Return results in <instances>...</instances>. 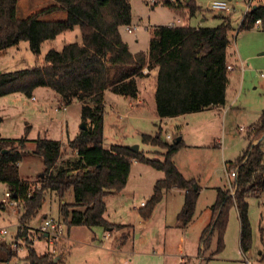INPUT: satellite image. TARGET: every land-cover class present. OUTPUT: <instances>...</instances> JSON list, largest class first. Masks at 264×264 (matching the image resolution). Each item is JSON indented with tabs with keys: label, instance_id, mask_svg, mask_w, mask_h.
<instances>
[{
	"label": "trees",
	"instance_id": "trees-1",
	"mask_svg": "<svg viewBox=\"0 0 264 264\" xmlns=\"http://www.w3.org/2000/svg\"><path fill=\"white\" fill-rule=\"evenodd\" d=\"M130 1L55 0V5L26 19H18V0H0V52L20 41L35 48L75 27L79 28L81 37L80 43L66 44L60 51L48 50L41 64L0 73V97L21 93L33 98L37 88H49L59 96L62 107L74 102L80 104L81 120L86 126L66 145L45 138L32 141V153L43 163L38 188L19 177L18 164L30 140L0 136V183L7 186L11 198L20 202L22 210L13 240H0V263L16 258L18 250L25 248L26 264H58L51 253L37 254L33 247L37 230L30 228L49 192L55 193L60 202L72 192L73 202L60 203L59 207L62 222L68 228L103 227L107 231H120V244L124 245L132 227L106 221L104 200L123 191L133 162L146 164L164 174L155 182L150 199L143 206L144 219L173 188L184 191L179 226L185 228L192 219L199 188L194 180L183 177L173 161L183 145L182 139L176 144V139L167 144L159 135L143 136V143L165 151L162 161L149 159L123 146L104 148L105 92L134 98L136 80L143 77L144 68L153 67L157 68L154 99L159 119L223 107L229 83L227 66L232 58L229 48L233 28L228 17H222L221 24L214 28L188 24L155 26L150 30L148 51L131 53L120 32L132 21ZM186 8L190 16L198 10L193 0L186 3ZM59 11L67 13L65 20H41L44 15ZM253 27L264 32V5H253L242 17L239 30ZM247 138L250 144L243 157L226 168L227 173L236 170L233 193L229 189H217L216 200L210 207V224L201 233L199 261L204 259L214 234L217 237L215 254L223 250L228 212L232 207L236 208L240 222V249L245 253L250 248L246 198L259 196L264 191V112ZM63 146L74 157L59 162ZM17 239L24 240L23 245L17 244ZM260 259L264 261V251Z\"/></svg>",
	"mask_w": 264,
	"mask_h": 264
},
{
	"label": "rangeland",
	"instance_id": "rangeland-1",
	"mask_svg": "<svg viewBox=\"0 0 264 264\" xmlns=\"http://www.w3.org/2000/svg\"><path fill=\"white\" fill-rule=\"evenodd\" d=\"M214 1L226 2L229 12L211 10L210 3ZM187 2L156 0V4L151 6L147 0H131L132 21L129 27L120 29L121 37L129 44L130 51L144 52L152 27L168 26L179 21L192 27L214 28L221 24L222 17H228L233 28L229 51L235 57L230 58V65L236 64V69L229 75L226 113L203 111L159 121L152 99H148L142 109L132 110L126 103L115 104L112 101L115 96L108 92L104 97L109 106L104 115L103 144L138 146V151L147 158L162 161L165 151L159 146L143 143V136L153 138L159 135L161 141L167 144L180 137L183 145L173 157L175 166L202 188L192 222L187 228L179 226L178 217L184 203L182 191L167 192L148 218L141 216L155 182L164 174L146 164L133 162L123 191L104 200L106 221L132 227L124 245L120 244V231H107L103 227L68 228L62 222L59 207L60 203L73 202L72 192H68L62 202L55 193L49 192L30 228L38 230L44 221L50 220L61 227L62 234L34 240L37 254L51 253L58 258V264H180L184 255L198 257L196 253H199L201 244L206 207L213 203L215 197L214 190L210 188L227 186L233 193V179L227 178L224 164L229 168L243 157L250 144L247 135L264 112V78L260 77L261 73L264 74V32L258 27L239 30L245 0H193L198 7L193 16L186 8ZM53 5L55 0H18L16 15L18 19H26ZM253 5H264V0H254ZM66 17L65 11H59L44 15L41 20L63 21ZM127 28L131 29L130 33ZM80 42L78 27L35 48L26 41H20L0 54V73L31 68L42 63L48 50L60 51L66 44ZM32 97L21 93L0 97V136L30 140L18 164L19 177L38 188L43 163L33 155L32 141L45 138L66 145L79 133L83 122L80 105L74 102L62 107L59 96L49 88H37ZM115 105L117 108H110ZM71 157H74L73 154L63 146L59 162ZM6 192L7 186L0 183V232H7L4 236L0 233V240L11 242L16 235L22 210L20 204L10 209L2 202ZM246 202L251 229L249 250L243 253L240 249V222L236 208L232 207L228 212L223 250L215 254L217 237L214 234L204 259H192V264H264L259 255L264 251V191L259 196H248ZM23 241L16 240L22 245ZM25 256L26 249L22 248L16 258L0 264H26Z\"/></svg>",
	"mask_w": 264,
	"mask_h": 264
},
{
	"label": "crops",
	"instance_id": "crops-1",
	"mask_svg": "<svg viewBox=\"0 0 264 264\" xmlns=\"http://www.w3.org/2000/svg\"><path fill=\"white\" fill-rule=\"evenodd\" d=\"M199 26H196V28H198ZM150 35V33H149ZM150 39V38H149ZM125 42V41H124ZM130 50V47H129V44L127 42H125ZM135 43H138V41H136ZM148 47H149V43H148ZM148 47H147V50H145L144 52H147L148 51ZM131 53H137V52H140V51H130ZM3 53V52H0V54ZM261 55H263V53H261ZM232 58L235 59L234 57V54L232 55ZM231 62V61H230ZM230 62L228 65H230ZM234 66H231L233 68L232 71L230 72H233L235 69H236V64H233ZM243 69V68H242ZM244 70V69H243ZM242 70V71H243ZM143 77L142 78H138L136 80V83H135V89H136V95L134 98H124V97H121V96H118V95H115L112 93L113 96H115L112 101L116 103H126V106L128 108H132V110H137V109H142L141 107H143L146 103H147V100L148 99H152L154 104H155V99H154V94H155V88H156V77H157V68H153V67H146L143 69ZM230 84V80H229V83H228V86ZM228 86H227V90H228ZM227 90H226V105L223 106V107H218V108H213V109H210V110H206V112H224L226 113V110L225 108L227 107ZM109 91L105 92V96L106 94L108 93ZM33 99V98H32ZM79 104V103H78ZM80 105V104H79ZM109 105H107L106 101H105V111L107 109ZM230 106V105H229ZM111 109H114V108H117V106L115 105L114 107H110ZM105 115V114H104ZM173 119H176V118H169V119H159L157 118V120L159 121H165V120H173ZM103 128H104V120H103ZM78 134V133H77ZM76 134V135H77ZM76 137V136H75ZM104 148H109L110 146L112 145H107V144H103ZM175 164V162H174ZM225 166V169H226V164H224ZM177 168V167H176ZM179 171V170H178ZM180 172V171H179ZM181 173V172H180ZM182 174V173H181ZM183 177L185 179H192L190 177H187L186 175L182 174ZM193 180V179H192ZM199 188V193H198V197L201 193V190L202 188ZM206 189H209V187H204ZM229 189V187L225 186V187H214V188H210V189H213L214 190V194H215V197H214V201L211 205L207 206L206 207V210H207V214H206V217H205V222L203 224V228L201 229L202 231L210 224V221H211V211H210V207L214 204L215 200H216V195H217V189ZM171 191H182V190H178V189H171L169 192ZM184 192V191H182ZM198 200V199H197ZM142 205V203H141ZM196 206V205H195ZM193 216H194V213H193ZM193 216H192V219H193ZM192 219L190 222H192ZM190 222L188 223V225L190 224ZM187 225V226H188ZM186 226V228H187ZM200 249V247L198 248ZM197 249V250H198ZM197 256H198V253H196ZM261 253H259L260 255ZM197 257L194 258V256H189V255H184L181 257V261H183L184 263L186 264H192V259H196ZM189 261V262H188Z\"/></svg>",
	"mask_w": 264,
	"mask_h": 264
},
{
	"label": "built area",
	"instance_id": "built-area-1",
	"mask_svg": "<svg viewBox=\"0 0 264 264\" xmlns=\"http://www.w3.org/2000/svg\"><path fill=\"white\" fill-rule=\"evenodd\" d=\"M253 1L254 0H245V11H244V15L252 8L253 5ZM148 5H155L156 4V0H147ZM210 9L213 11H223V12H229L230 7L226 2L223 1H214L210 3ZM176 25H180V22H173L171 24H169L168 26H176ZM259 25V21L256 22V26ZM127 32L130 33L131 29L127 28ZM227 69L229 71H232L233 68L228 65ZM243 70V69H242ZM261 78H264V74L261 73L260 74ZM167 138H169V136H167ZM227 178L230 179H235L236 177V170H232L230 173H227ZM232 188V187H231ZM3 203L7 204V207H9L10 209H14L15 207L19 206L20 202L11 198V195L9 192L4 193V198L2 200ZM20 218V217H19ZM19 226V223L17 224ZM2 236L6 235L7 232L5 230L0 232ZM62 234V229L60 226L55 225L53 222H51L50 220H46L43 223V226L37 230V233L35 234L33 241L34 240H41V236H44V238L42 239H50V238H55V236H58ZM50 243H52L50 241ZM14 247H16L14 245ZM180 264H186L183 261H181ZM249 264V263H248Z\"/></svg>",
	"mask_w": 264,
	"mask_h": 264
},
{
	"label": "water",
	"instance_id": "water-1",
	"mask_svg": "<svg viewBox=\"0 0 264 264\" xmlns=\"http://www.w3.org/2000/svg\"><path fill=\"white\" fill-rule=\"evenodd\" d=\"M189 1V0H188ZM86 129V126H85V124L83 123L82 125H81V127H80V130H85ZM181 140V138L179 137V138H177L176 140H175V144L176 143H178L179 141ZM127 148H129L131 151H133V152H138V146H129V147H127ZM57 260H58V258H55L54 259V262H57Z\"/></svg>",
	"mask_w": 264,
	"mask_h": 264
}]
</instances>
